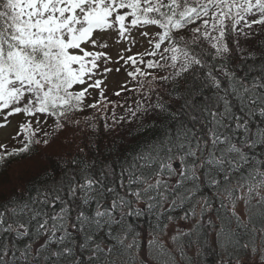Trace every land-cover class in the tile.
Listing matches in <instances>:
<instances>
[{
    "label": "snow or ice",
    "instance_id": "obj_1",
    "mask_svg": "<svg viewBox=\"0 0 264 264\" xmlns=\"http://www.w3.org/2000/svg\"><path fill=\"white\" fill-rule=\"evenodd\" d=\"M124 9L130 11H120ZM254 25L264 27V0H0V116L5 124L15 114L25 118L13 138L21 146L9 150L0 144V163L6 166L11 158L35 155L41 144L36 138L38 132H43L42 143L48 146L60 139V131L66 132L72 125H76L74 132L83 133L81 140L97 137L84 147L77 143L74 156L86 155L85 149L91 150L93 144L98 149L99 137L106 135L110 126L104 123L93 133L79 126L95 128L93 121L99 120L96 114L107 111L109 105L113 109L117 106L112 101L103 102L107 100L103 77L122 71L109 64L130 63L134 70L127 75L133 80L151 75L153 81H170L174 110L173 105L159 102L158 96L155 105L138 100L130 114L135 118L138 112L147 114L154 107L176 123L175 130L169 128L162 139L149 144L147 151L134 155L121 168L118 183L126 190L123 194L110 186L116 175L112 167L101 169L99 177H94L89 164L82 169L88 174L80 180L68 165L84 161L61 158L59 179L51 169L46 170L43 175L47 182L34 194L0 206V264H147L133 251L139 245L125 218L147 212L157 218L159 229L164 205L171 210L191 203L202 178L218 190L224 185L233 206L241 199L246 205L255 200L256 207L264 206V159L253 153L264 147V128L250 127L252 117H264V65L259 68L261 74L251 80L247 74L237 76L228 67L231 50L227 40L234 37L239 50V38L249 39ZM137 26L160 29L149 40L151 50L137 54L143 68L133 55L118 54L113 60L108 45L101 44L95 35L96 30H114L118 43L129 40L128 34ZM97 48L101 50H93ZM145 56L152 58L145 60ZM168 68L173 70L169 76L145 71ZM95 91L101 100L89 104L87 99ZM87 110H93V116L86 115ZM40 115L45 123L54 118L51 136L44 131ZM112 119L119 123L114 112ZM174 162L179 163V170ZM106 194H113L111 208L101 210L97 201ZM77 198L82 204L97 202L95 211L88 215L81 210L73 217L72 202ZM197 204L201 220L193 228L202 233L203 217L211 212L212 204L204 197ZM221 204L226 207L223 200ZM195 215L193 205L180 219L187 221ZM167 219L171 222L175 218ZM235 219L237 227L247 231L239 217ZM77 226L83 236L79 244L69 231ZM114 228L118 229L115 234ZM105 229L114 241L107 246L95 240V235ZM129 235L132 240L126 243ZM177 239L173 237V241ZM156 243L149 241L150 246ZM226 243L233 244L231 233ZM233 246L247 248L239 241ZM77 249L88 255L81 258ZM155 251L165 255L162 245ZM124 254L126 260L121 259ZM218 264L232 262L220 260ZM236 264H264V247L258 260L238 258Z\"/></svg>",
    "mask_w": 264,
    "mask_h": 264
},
{
    "label": "trees",
    "instance_id": "obj_2",
    "mask_svg": "<svg viewBox=\"0 0 264 264\" xmlns=\"http://www.w3.org/2000/svg\"><path fill=\"white\" fill-rule=\"evenodd\" d=\"M157 29L159 31L158 26H156ZM227 43L231 50L230 62L228 64L230 70L235 71L237 76L247 74L249 80L261 74L259 68L264 65V27L260 26L252 29V35L247 40L241 36L238 41L239 50L237 49V41L234 37L229 38ZM155 71L158 76H169L173 70L168 68L163 71ZM221 79L223 78L221 77ZM158 83L159 86L152 87L154 88L153 91L148 90L147 102L145 104L151 103L155 105L158 102L157 97L159 96V102L173 105L174 110L175 101L171 99V96L175 95V93L172 92L171 82H161L158 80ZM85 114L91 117L94 112L87 110ZM98 117L99 120L93 121L96 124L95 128H85L84 124L79 126L80 129H84L87 133L98 132L104 123L110 126L109 129H105L107 134L99 137L98 149L93 144L91 150L85 149L86 155H73L77 151L76 144L79 143L81 147H84L90 140H96L97 137L89 136L81 140L80 137L83 133L80 131L74 132L76 125H72L67 130L69 133L65 131L59 132L61 140L66 146L61 151L50 154L46 158L42 156L44 160H38L36 164H31V159L35 154L31 157L11 158L7 161L6 166L0 163V206L9 202H15L16 200H24L34 194L38 186L47 182L43 175L46 170L51 169L55 173L56 178L59 179L63 171L59 163L61 158L64 160L75 158L84 161L81 165H68L69 168L75 169L76 176L80 180L88 174L82 172V169L88 167L89 164L92 165L90 172L94 177H99L101 169L107 170V167H112L116 175L110 186L115 187L117 191L123 194L126 190L120 188L118 183L121 168L130 163L134 155L147 151L149 144L162 139L169 128L173 130L176 128V123L171 122L169 116L154 107L149 109L147 114L142 113L131 119L125 127L120 123H115L113 120L107 121L102 115H98ZM250 127L253 130H256L258 127L264 128V117L258 114L252 117ZM36 138L41 140L39 147L43 146L42 141L44 136ZM253 153L264 159V155H262L264 154V147L254 149ZM174 163L175 166L176 163L178 164L176 167L179 170V163ZM16 168H21V170L15 172ZM172 182H175V177ZM188 187H191V185H188ZM223 189L224 185H221V188L218 190L202 178L201 182L197 185V191L194 193L191 203L186 202L182 208L177 207L171 210L168 209L167 204L164 205L163 215L159 219V229L156 228L158 223L157 218L147 212L141 217H126L125 224L131 225L130 232L136 235L137 244L139 245L138 248L133 250L135 255L139 259L145 260L146 258L147 264H218L220 260L227 261L229 259L234 264L238 258H248L247 255L249 257L251 255L256 256L259 259V250L264 247V244H262L264 242V206L260 208L256 207V201L253 200L251 205L245 204V216H241L234 210L235 216H238L240 221L246 225L247 231L244 228H238L235 216L232 215L233 205L227 199V193ZM79 195L78 193V197ZM235 195L239 196L240 192H237ZM202 197L208 199L209 203L212 204V209L210 213H205L203 217L205 227L202 229V233H198L193 228V225L201 220L200 205L197 204V201ZM112 200L113 194H106L99 197L97 202L100 204L101 210H104L111 208ZM222 200L226 207H222ZM97 202L82 204L81 200L77 198L72 202L74 209L72 216L75 217L77 212L81 210L91 215L96 209ZM105 203H108L110 207L102 208ZM193 205H195L196 215L190 216L187 221L181 220L180 217L189 212ZM59 207L60 205L57 204L56 210H59ZM140 207L143 208L144 205L141 204ZM48 210L51 213L52 209ZM116 214L118 215V212ZM168 216H173L175 218L173 221L190 223L187 232H191L192 235L184 236L182 233H179L176 235L179 239L174 241L173 246L166 245L163 240L159 239V235L163 234L166 229L163 226L165 224L168 225L170 222L167 219ZM209 220L212 222L211 225L207 223ZM78 227L77 229H69L75 237L77 244L83 242V236ZM222 229L223 234L218 235ZM117 230L114 228L113 233L115 234ZM106 231L107 229L95 235V240L104 246L114 243L105 234ZM229 233L232 234V245L226 243ZM149 235L153 236L152 239L146 240V237ZM131 240L132 235H129L126 243L131 242ZM151 240H155L157 243L150 246L149 241ZM236 241H239L240 245L246 244L247 248H234L233 245ZM40 243H43V238L40 240ZM161 245L165 249V255L163 256L155 251V248ZM52 247L55 248V245H52ZM253 249H256V251H253ZM77 255L83 258L88 253H80L79 249H77ZM149 256H153V258L149 259ZM121 259L126 260V254L122 255Z\"/></svg>",
    "mask_w": 264,
    "mask_h": 264
},
{
    "label": "rangeland",
    "instance_id": "obj_3",
    "mask_svg": "<svg viewBox=\"0 0 264 264\" xmlns=\"http://www.w3.org/2000/svg\"><path fill=\"white\" fill-rule=\"evenodd\" d=\"M123 11H130L127 9L120 10ZM258 16H250L249 19H258ZM130 17L126 19V22L130 25ZM260 27L258 25H254L252 29ZM156 26H137L135 28H132L129 35V40H121L117 43L118 40V34L114 30H96L95 35L96 38L99 40L101 44H107L108 48L107 51L111 54L112 59L115 60L117 58L118 54H123L125 57L127 55H133L137 61L138 66L144 67L143 64H139V61L141 59L140 56L137 54L145 53L146 51L151 50V45L149 43V40L152 39L156 32ZM160 31V29H159ZM143 32H147L148 35L144 36L142 35ZM134 41V42H133ZM96 51H99L101 49H93ZM152 57L145 56L144 59H151ZM158 58V57H157ZM109 67H120L122 71L119 73L113 71L110 74H107L103 77V79L106 81V85L104 86V95L107 97V100L103 101L104 103H107V101H112L117 106L115 109L112 108L111 105L108 106L107 111L100 112L98 115H102L105 117L107 121L113 120V112L116 117V121H119L123 127L127 126L129 124L130 120L133 119L131 116V111L136 110V102L144 101L147 102L146 98L148 96L147 92L148 90L153 91L155 86H159L158 80L153 81L152 76L147 77H138L136 80H133L130 78L127 73L129 71H133V67L129 63L127 66H125L123 63L119 65L115 64H109ZM101 67H103V63L101 62ZM145 71H148L152 73V75H157V72L154 69H145ZM100 78V77H98ZM151 81V83H149ZM124 88L128 89L127 91L123 90ZM135 89V91H132ZM120 92L121 94L119 96L115 95L116 92ZM95 100H101V96L99 91L92 92V95L88 97L87 102L89 104L93 103ZM93 111V110H92ZM143 111L138 112L137 115L139 116L142 114ZM121 117H125L124 120H120ZM24 115L23 114H15L12 117L8 119V122L5 124L3 121V117L0 116V124H3V127H0V144H4L9 150H11L14 147H20L21 144L19 140L13 139L16 136V132L18 129V124L22 121H24ZM40 121L42 123H45V117L43 115H40L39 117ZM53 118L48 119L45 123L44 131L49 132L50 136L53 133ZM67 132V131H66ZM69 133V132H67ZM44 136L43 132H38L36 134V137ZM60 136V135H59ZM58 140L50 143L48 146H41L36 150V155L32 157L31 164H36L38 160H44L48 155L57 153V151H61L63 147L66 146V144L61 140V137ZM43 156V157H42ZM32 167V166H31ZM24 169V168H22ZM21 170V168H16L15 172ZM178 170V169H177ZM11 172V171H9ZM234 207V210L237 211L241 216H245V202L244 200H239L237 203L232 206V209ZM190 223L183 222V221H171L168 223L167 228L165 229L164 233L159 235V239L163 240V242L166 245L173 246L174 241L173 237L176 236L179 233H184L189 230ZM152 235H149L146 237V240L152 239ZM248 258H244L247 260H250L252 256ZM147 261V259L145 258ZM258 260V259H257ZM236 264V262L234 263Z\"/></svg>",
    "mask_w": 264,
    "mask_h": 264
},
{
    "label": "bare ground",
    "instance_id": "obj_4",
    "mask_svg": "<svg viewBox=\"0 0 264 264\" xmlns=\"http://www.w3.org/2000/svg\"><path fill=\"white\" fill-rule=\"evenodd\" d=\"M110 205L108 203L103 204L102 208H109Z\"/></svg>",
    "mask_w": 264,
    "mask_h": 264
}]
</instances>
